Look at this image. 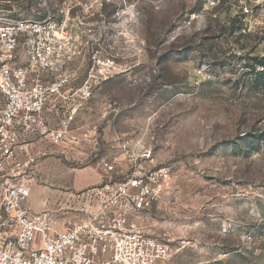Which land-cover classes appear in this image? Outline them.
I'll return each mask as SVG.
<instances>
[{
  "label": "rangeland",
  "instance_id": "obj_1",
  "mask_svg": "<svg viewBox=\"0 0 264 264\" xmlns=\"http://www.w3.org/2000/svg\"><path fill=\"white\" fill-rule=\"evenodd\" d=\"M45 1L0 0V17L40 19ZM237 4L222 3L214 20L198 0L137 6L130 53L145 59L132 56L127 73L96 89L76 123L87 125L82 140H65V152L35 175L26 170L40 211L70 221L74 205L56 197L64 189L54 177L84 180L102 149L142 137L166 171L163 193L140 221L171 250L164 264H264V23H245ZM113 9L104 5L102 16ZM73 63L84 75L94 66L89 53Z\"/></svg>",
  "mask_w": 264,
  "mask_h": 264
},
{
  "label": "built area",
  "instance_id": "obj_2",
  "mask_svg": "<svg viewBox=\"0 0 264 264\" xmlns=\"http://www.w3.org/2000/svg\"><path fill=\"white\" fill-rule=\"evenodd\" d=\"M143 1L159 10L163 0H46L40 19L0 17V264H164L170 258L167 244L140 224L166 177L142 137L116 139V155L100 161L101 183L76 195L77 215L68 222L28 209L26 165L14 161L25 137L54 146L64 141L73 115L52 129L45 109L88 101L116 74V59L130 52ZM198 1L201 15L214 20L228 0ZM233 1L245 23H264V0ZM107 4L114 9L104 18ZM88 53L93 68L66 92L70 64Z\"/></svg>",
  "mask_w": 264,
  "mask_h": 264
},
{
  "label": "crops",
  "instance_id": "obj_3",
  "mask_svg": "<svg viewBox=\"0 0 264 264\" xmlns=\"http://www.w3.org/2000/svg\"><path fill=\"white\" fill-rule=\"evenodd\" d=\"M165 1L166 0H163L161 5H163L165 3ZM132 56L135 59H138V64H141V61H143L145 59V56L141 55L140 52L139 53L134 52L133 54L129 52V53L125 54L123 58L116 59V61H123V62L121 64H119L118 66L116 65L117 69L114 72V74L115 73L116 74L113 77L119 75L120 73H125V72L127 73L128 69L125 70V64H127L128 61L131 58H133ZM71 65H72V67H71ZM74 66H75L74 63L70 64V71L72 74V80H71L70 84L67 86V88L65 89L66 92L70 91V89L73 87H77L82 82L83 78L85 77L83 70L79 67H76V66L74 67ZM118 67H123L122 71H120V69H118ZM88 101H85L83 103H69V104H65L64 102H58L56 105V109H52L50 107H47L45 109L44 118H45L48 126L52 129H54V128H57L60 125V123L65 119L66 114L70 113L71 115H73V120L68 127L64 141L68 140V138H71V137L73 139L82 140V132H84V133L88 132V131L82 130V129L85 128L87 125L83 126V123H80V124H78L79 128H76L77 127L76 123H78V120H80V118L85 116V113L87 112V109L90 106ZM77 129H80V130H77ZM80 132H81V134H79ZM72 134H74L76 136H74V135L72 136ZM90 134L91 135H89V136L92 137V135H93L92 131H90ZM64 141H62V143H60L58 146H54L47 139H38V138L32 137V136L25 137L24 139L20 140V142H19V143H25V145H19L16 148L14 161L19 162L22 165H26V170L27 171L31 170L35 175V173L37 172L36 168L38 166H40L39 164L43 160L44 161H52V160H54L53 159L54 156L62 155L65 152L63 149V145L66 143V141L65 142ZM92 142H94L93 137H92ZM77 143H79V142H77ZM92 144H91V148L94 149V145H92ZM76 145H79L78 147H80V149H82L81 143L76 144ZM54 149H56V150H54ZM100 152H103V153L105 152V153L100 156L99 160L96 162L94 169H90V171H86V173L89 176V177H86V179L75 180L74 181L75 183H67L64 180L60 181L59 176L54 177V179H57V181H56L57 183H55V184L57 186H59L58 188H62V189H64L63 191H65V189H67L69 187V188H73L75 191V192H70V193H64L63 191L57 190L56 191V192H58L57 193L58 195L56 194L57 198H60L62 195L63 199L66 200V205H67V203H69V204L74 203L75 205H79V202L77 201L78 197H76V195H77L76 193H80L82 191H85L88 188L97 186L101 183L102 177L104 175V171L100 167V161L102 159H111L112 157H114L116 155V149L114 150L112 145H110V146H107L104 150L102 149ZM50 170H51L50 172H52V169H50ZM28 181L30 183L31 180L28 179ZM30 186H31V196L27 200L26 206L28 207V209L31 212L40 213V212H42V211H40L41 210L40 207L43 203H41V202L39 203L33 199L31 183H30ZM68 208H62V210H66ZM64 214L66 215V213H56L54 216L56 218H57V216H58V218H62L64 216ZM75 216H73L71 218L68 217L69 219H67V220H72L75 218ZM61 222H66V219L62 218Z\"/></svg>",
  "mask_w": 264,
  "mask_h": 264
}]
</instances>
